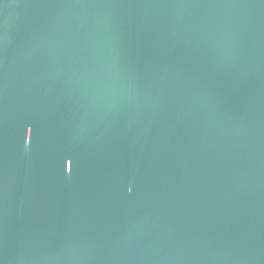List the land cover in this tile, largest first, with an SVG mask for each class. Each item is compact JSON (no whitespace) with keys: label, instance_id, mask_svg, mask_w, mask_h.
Listing matches in <instances>:
<instances>
[{"label":"water","instance_id":"water-1","mask_svg":"<svg viewBox=\"0 0 264 264\" xmlns=\"http://www.w3.org/2000/svg\"><path fill=\"white\" fill-rule=\"evenodd\" d=\"M0 264H264V0H0Z\"/></svg>","mask_w":264,"mask_h":264},{"label":"snow or ice","instance_id":"snow-or-ice-1","mask_svg":"<svg viewBox=\"0 0 264 264\" xmlns=\"http://www.w3.org/2000/svg\"><path fill=\"white\" fill-rule=\"evenodd\" d=\"M31 132H32V129L29 128V129H28L29 138H30V136H31Z\"/></svg>","mask_w":264,"mask_h":264}]
</instances>
